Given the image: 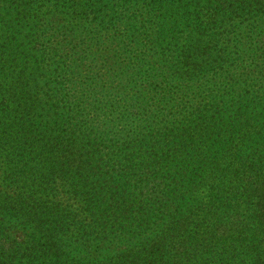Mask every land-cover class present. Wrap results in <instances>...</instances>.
Masks as SVG:
<instances>
[{"label": "trees", "instance_id": "16d2710c", "mask_svg": "<svg viewBox=\"0 0 264 264\" xmlns=\"http://www.w3.org/2000/svg\"><path fill=\"white\" fill-rule=\"evenodd\" d=\"M0 220L44 234L0 264H91L94 221L122 264H264V0H0Z\"/></svg>", "mask_w": 264, "mask_h": 264}, {"label": "rangeland", "instance_id": "374dc122", "mask_svg": "<svg viewBox=\"0 0 264 264\" xmlns=\"http://www.w3.org/2000/svg\"><path fill=\"white\" fill-rule=\"evenodd\" d=\"M185 191V190H184ZM13 193V191H10ZM187 193V192H186ZM189 195V193H187ZM207 195L209 196V187L207 186V184H205L204 186H201V189L198 191V194L195 195V198H205L207 197ZM194 198V200H196ZM193 200V199H191ZM74 201H71V203L74 205L72 207V209H74V207H76L77 205L73 203ZM192 204H195V201L192 202ZM193 209L195 208V205ZM193 209L191 208L189 211H193ZM196 212L198 210H195ZM195 212V214H196ZM201 216H204V212L201 211ZM194 216V215H193ZM100 223H103L101 221H97ZM106 222H104L105 224ZM158 226L154 229L151 230L149 232L148 237V242L152 243L154 241H157L159 239L160 236L164 235L165 237H170L172 234L177 233L178 231V227L177 225L171 224V221L168 222V224L165 223L164 220H162L161 222H158ZM0 224H1V220H0ZM80 224V222H77L76 228L74 227V231L70 232V235L73 236V238H71L70 236H68L69 239H72V246L68 248L69 251H71V257L72 254L75 257H79L80 258V253L81 255H86V256H90L91 257V264H122L124 262L125 257H127L125 248H119L116 250V248L113 246V248H111L110 246V242H108L107 240L113 237V229L116 227H113L114 223L111 222L108 226H103V227H107V228H103V227H99L98 224L94 222L90 223L87 226H83V227H78V225ZM71 226V225H70ZM192 228V226H191ZM157 229V230H156ZM82 236L89 238L92 237L93 242H88L87 240H79L81 243H83L85 246V250H83L80 246V243L77 241V243L74 242V240H78L80 238H82ZM98 237L97 239L94 240V237ZM44 237V234L40 233V230L36 229L34 227V224L30 223L27 227H21V228H16L13 231L11 230L10 232H3V234H0V247L5 248L7 250V252L5 254L8 255V253H12L14 249V242L16 243L15 245H19L20 247H22L21 253L18 254V258L22 259V257L25 255V248L29 247L30 245H34L32 244V242L34 241H40L41 239ZM106 238V239H105ZM9 239L13 242H9ZM46 241V239H43L42 243H44ZM41 243V244H42ZM203 243V242H201ZM230 245V243H228ZM89 248H88V247ZM75 247H78L77 250L80 251V253L77 252V250H75ZM136 249L141 248L142 244H136L135 245ZM236 247V246H235ZM218 248V247H217ZM10 250V251H9ZM227 249L224 250V248H220L217 250V256L220 255L223 251L225 252ZM238 253V251H237ZM1 254V253H0ZM240 256V252L238 253ZM215 255V254H214ZM217 256L212 257L214 258V261L216 262L217 260ZM219 257V256H218ZM206 258H209L208 255L206 256H199V258H197V260L195 261L196 264H210V262H206ZM211 258V257H210ZM211 258V259H212ZM18 259V260H19ZM3 263L5 261H2ZM194 262V261H193ZM19 264V263H17Z\"/></svg>", "mask_w": 264, "mask_h": 264}]
</instances>
